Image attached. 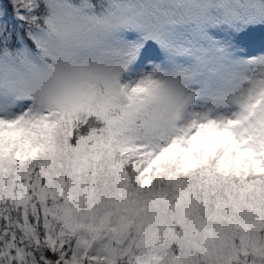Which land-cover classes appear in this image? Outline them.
Returning <instances> with one entry per match:
<instances>
[{"label":"snow or ice","instance_id":"snow-or-ice-1","mask_svg":"<svg viewBox=\"0 0 264 264\" xmlns=\"http://www.w3.org/2000/svg\"><path fill=\"white\" fill-rule=\"evenodd\" d=\"M0 264H264V0H0Z\"/></svg>","mask_w":264,"mask_h":264}]
</instances>
